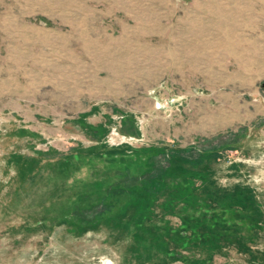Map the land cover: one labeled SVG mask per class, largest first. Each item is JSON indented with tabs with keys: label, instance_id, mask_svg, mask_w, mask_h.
<instances>
[{
	"label": "rangeland",
	"instance_id": "rangeland-1",
	"mask_svg": "<svg viewBox=\"0 0 264 264\" xmlns=\"http://www.w3.org/2000/svg\"><path fill=\"white\" fill-rule=\"evenodd\" d=\"M263 81L264 0H0V264H264Z\"/></svg>",
	"mask_w": 264,
	"mask_h": 264
},
{
	"label": "water",
	"instance_id": "water-1",
	"mask_svg": "<svg viewBox=\"0 0 264 264\" xmlns=\"http://www.w3.org/2000/svg\"><path fill=\"white\" fill-rule=\"evenodd\" d=\"M259 86H260V88H261L262 90H264V81L261 82Z\"/></svg>",
	"mask_w": 264,
	"mask_h": 264
},
{
	"label": "bare ground",
	"instance_id": "bare-ground-1",
	"mask_svg": "<svg viewBox=\"0 0 264 264\" xmlns=\"http://www.w3.org/2000/svg\"><path fill=\"white\" fill-rule=\"evenodd\" d=\"M192 61V60H191ZM197 61V60H196ZM193 63V62H192ZM198 64V63H197ZM203 64V63H202ZM105 84V83H104Z\"/></svg>",
	"mask_w": 264,
	"mask_h": 264
}]
</instances>
